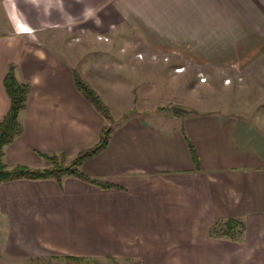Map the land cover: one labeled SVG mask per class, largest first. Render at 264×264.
Returning <instances> with one entry per match:
<instances>
[{
	"label": "crops",
	"instance_id": "crops-1",
	"mask_svg": "<svg viewBox=\"0 0 264 264\" xmlns=\"http://www.w3.org/2000/svg\"><path fill=\"white\" fill-rule=\"evenodd\" d=\"M0 14V118L8 66L29 85L6 165L40 168V153L71 159L98 140L109 121L76 89V73L113 118L107 146L80 168L121 187L17 179L4 182L1 208L48 214L73 254L105 245L143 264H264V103L197 108L171 93L187 109L173 114L155 86L159 64L171 76L224 66L240 79L264 58V0H0ZM227 219L243 223L240 238L209 234Z\"/></svg>",
	"mask_w": 264,
	"mask_h": 264
},
{
	"label": "rangeland",
	"instance_id": "rangeland-1",
	"mask_svg": "<svg viewBox=\"0 0 264 264\" xmlns=\"http://www.w3.org/2000/svg\"><path fill=\"white\" fill-rule=\"evenodd\" d=\"M65 11L67 10L65 9ZM0 21H2V14H0ZM98 38L107 40L106 37L102 36ZM137 56L139 58H142V54H138ZM156 66L157 70L155 77H157V83L161 84L167 82V84H162V86H160L159 84L155 85L156 88L163 87V89L167 90V95L165 94L166 96L164 97V93H159L160 90L158 88L157 102L163 103L164 107L166 105H169V107L166 106L164 109L166 111H170L171 113H173L172 107H179L178 104H171L172 102L177 103L171 98V93H173L177 99L179 98L177 97V95L181 93L183 98L179 99H184V101H182V104L193 103L197 108L212 107V109L217 110H233L235 108H231L227 105V103L238 102L237 104H241L244 106L252 105L254 107H261V104L264 103V58L261 59L257 64L246 70V72L242 76H239L240 79H238V77H231L229 75V70L224 66L219 67L217 69H188L187 72L183 71L184 73L175 74L173 76L167 74V69H162L161 64ZM167 66L168 65H166L165 68H168ZM178 69L181 68H177L176 70L178 71ZM125 72L126 74H128L130 70L126 69ZM180 80L184 81L185 84L183 86L179 84ZM187 82L188 84H186ZM197 82L200 84H195ZM222 84H226L224 86L225 89ZM185 85H188L193 88L187 89V86ZM199 93H204L205 101H201L198 104L197 101L193 102L192 100L195 99V96ZM149 113L152 114V111H149ZM61 153L63 152L55 153L59 155L57 157V161H60ZM71 159L67 158L65 155L64 163L67 164ZM45 162V166L40 168H44L51 165L46 159ZM4 164L6 168H12H9V166L6 165L5 162ZM50 179L55 178L51 177ZM58 183L60 184V182ZM0 184H2L0 185V202H2L3 204V193L5 191V184L4 182H1ZM32 209L37 210V208ZM20 212L21 209L1 208L0 205V264L144 263L141 260H131L129 258L122 259V256L120 258V249L114 246H96L97 248L95 250L86 248H76L78 250L76 251V254H73L72 251L75 247L71 246V244H62V236L60 237L58 234L60 232L63 233L64 231L54 230L58 229L57 223H53L54 219L49 217L48 214H39L40 218L38 217L36 219L34 213ZM34 216L35 218H33ZM66 223L65 226L68 230V224ZM56 241L58 242L56 243ZM90 251L94 253H91ZM63 256H75L79 257L80 260H67L64 259Z\"/></svg>",
	"mask_w": 264,
	"mask_h": 264
},
{
	"label": "trees",
	"instance_id": "trees-1",
	"mask_svg": "<svg viewBox=\"0 0 264 264\" xmlns=\"http://www.w3.org/2000/svg\"><path fill=\"white\" fill-rule=\"evenodd\" d=\"M73 81L76 89L90 102L96 110L109 121L100 131L98 140L91 146L80 150L67 164L64 163L65 155L60 154V161H57V154L40 153L51 165L44 168H31L24 164H17L11 169L6 168L3 157L4 147L11 143L14 138L22 131V125L19 121V113L25 107L29 85L26 82L17 80L14 72V66L10 64L3 77V87L9 98V107L6 113L0 118V183L15 179H47L55 178L58 182L64 176H74L84 181H88L100 188L118 187L119 185L98 180L87 176L80 166L86 159L96 155L104 149L109 141L112 132L113 118L108 106L104 103L100 95L76 73L73 75ZM173 114H180L185 110L182 107H172ZM187 140V139H186ZM190 155L196 168H198V156L193 145L187 140ZM244 225L236 219H227L225 221H215L209 228L211 236H226L231 239H238L242 236ZM64 259L77 261L79 257L63 256Z\"/></svg>",
	"mask_w": 264,
	"mask_h": 264
},
{
	"label": "bare ground",
	"instance_id": "bare-ground-1",
	"mask_svg": "<svg viewBox=\"0 0 264 264\" xmlns=\"http://www.w3.org/2000/svg\"><path fill=\"white\" fill-rule=\"evenodd\" d=\"M180 70H182V69H178V71H180Z\"/></svg>",
	"mask_w": 264,
	"mask_h": 264
},
{
	"label": "built area",
	"instance_id": "built-area-1",
	"mask_svg": "<svg viewBox=\"0 0 264 264\" xmlns=\"http://www.w3.org/2000/svg\"><path fill=\"white\" fill-rule=\"evenodd\" d=\"M202 79H204V78H202ZM228 81V80H227Z\"/></svg>",
	"mask_w": 264,
	"mask_h": 264
}]
</instances>
